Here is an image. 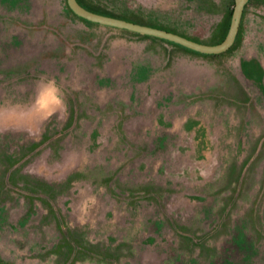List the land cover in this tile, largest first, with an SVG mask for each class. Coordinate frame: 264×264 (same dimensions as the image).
Masks as SVG:
<instances>
[{"label":"flooded vegetation","instance_id":"flooded-vegetation-1","mask_svg":"<svg viewBox=\"0 0 264 264\" xmlns=\"http://www.w3.org/2000/svg\"><path fill=\"white\" fill-rule=\"evenodd\" d=\"M252 1L231 45L203 53L89 21L67 0H0V110L50 89L60 100L38 132H0V264H264V10ZM226 19L209 41L150 23L217 44Z\"/></svg>","mask_w":264,"mask_h":264},{"label":"rangeland","instance_id":"rangeland-1","mask_svg":"<svg viewBox=\"0 0 264 264\" xmlns=\"http://www.w3.org/2000/svg\"><path fill=\"white\" fill-rule=\"evenodd\" d=\"M91 5L116 13H132L148 22L175 28L190 36L209 41L232 0H86ZM58 5V0H55ZM264 10V0H253ZM137 23V22H136ZM115 30L100 28L101 37L115 35ZM40 92L34 103L22 109L0 110V132L9 130L36 133L50 115L54 103ZM56 106L59 105L55 103Z\"/></svg>","mask_w":264,"mask_h":264},{"label":"water","instance_id":"water-1","mask_svg":"<svg viewBox=\"0 0 264 264\" xmlns=\"http://www.w3.org/2000/svg\"><path fill=\"white\" fill-rule=\"evenodd\" d=\"M246 1L247 0H234L228 31L225 38L217 44L200 43L161 28L90 11L81 6L76 0H67V3L76 15L92 22L164 38L203 53H219L226 50L233 42L239 27L243 5Z\"/></svg>","mask_w":264,"mask_h":264},{"label":"trees","instance_id":"trees-1","mask_svg":"<svg viewBox=\"0 0 264 264\" xmlns=\"http://www.w3.org/2000/svg\"><path fill=\"white\" fill-rule=\"evenodd\" d=\"M79 2L84 7H86L87 9L92 10V11L97 12V13H100V14L109 15V16H113V17H118V18L129 20V21H135V22L142 23V24H145V25L153 26L150 22L146 21L142 17L136 16V15H134L132 13H116V12H112V11L110 12V11H107V10L99 9L97 7H92L91 4L88 3L86 0H79ZM233 2H234V0H232L231 5L227 8V19H226V28L225 29H227V27L229 25ZM158 27L166 29V27H163V26H158Z\"/></svg>","mask_w":264,"mask_h":264},{"label":"clouds","instance_id":"clouds-1","mask_svg":"<svg viewBox=\"0 0 264 264\" xmlns=\"http://www.w3.org/2000/svg\"><path fill=\"white\" fill-rule=\"evenodd\" d=\"M47 95L52 99L54 103L59 104L60 100L59 98L55 95V89H50L47 93Z\"/></svg>","mask_w":264,"mask_h":264}]
</instances>
